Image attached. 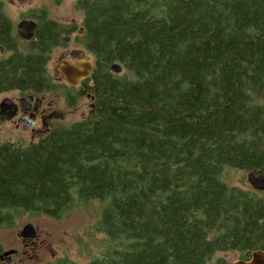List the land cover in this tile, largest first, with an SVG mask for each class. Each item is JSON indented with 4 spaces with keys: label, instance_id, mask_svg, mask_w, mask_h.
Instances as JSON below:
<instances>
[{
    "label": "trees",
    "instance_id": "16d2710c",
    "mask_svg": "<svg viewBox=\"0 0 264 264\" xmlns=\"http://www.w3.org/2000/svg\"><path fill=\"white\" fill-rule=\"evenodd\" d=\"M76 5L90 110L0 139V226L98 201L94 229L113 245L87 264H228L216 254L264 249V194L224 179L227 167L264 172V0ZM3 6L0 93H43L53 49L77 27L41 10L22 40Z\"/></svg>",
    "mask_w": 264,
    "mask_h": 264
},
{
    "label": "rangeland",
    "instance_id": "374dc122",
    "mask_svg": "<svg viewBox=\"0 0 264 264\" xmlns=\"http://www.w3.org/2000/svg\"><path fill=\"white\" fill-rule=\"evenodd\" d=\"M2 2L4 11L14 23V27L19 20L25 18L31 17L29 19L38 21L40 11L44 10L47 18L64 24L74 23L77 31L70 35L66 45L53 49L46 64L51 88L38 93L42 96L41 106L45 109L43 121L32 125L19 124L17 127L10 122H0V139L33 140L55 123H70L87 116L91 97L77 93L75 86L67 87L54 72L57 63L65 57L68 49L77 48L92 59L81 43L75 40V36L80 34L79 23L82 17L76 0H2ZM60 72L61 70L58 73L61 74ZM15 92L0 93V101ZM224 179L231 186H238L244 190L253 188L248 182V171L227 167ZM256 190L264 194V188ZM100 207L101 203L98 201L77 204L66 210L59 218L21 213L14 218L10 226H0V251L9 248L17 250L11 264H51L61 258H67L73 264H87L90 259L99 256L106 247L113 245L112 241L94 229ZM26 222L33 224L37 235L32 239L34 243L23 247L18 232ZM216 256H222L230 262L237 259L238 253L226 251L217 253Z\"/></svg>",
    "mask_w": 264,
    "mask_h": 264
},
{
    "label": "water",
    "instance_id": "95a60500",
    "mask_svg": "<svg viewBox=\"0 0 264 264\" xmlns=\"http://www.w3.org/2000/svg\"><path fill=\"white\" fill-rule=\"evenodd\" d=\"M36 22L32 19H21L16 23L15 30L17 35L22 40L30 39L36 29ZM2 51V49H0ZM79 68L81 71H79ZM91 69V64L88 61H78L74 65H61L60 70L62 77L70 86H76L79 79L85 78L89 75ZM109 70L113 73H118L121 70V67L114 63L110 65ZM10 104L12 100L9 97H4L0 101V121L8 120L12 117L13 111H11ZM248 182L255 189L264 188V172L259 169H251L248 171ZM18 235L22 239H33L37 235L36 228L31 222H26L22 226L21 230L18 232ZM16 252V249L9 248L2 251L0 254V259L7 257ZM228 264H264V249L253 250L249 257L246 259H235L230 261Z\"/></svg>",
    "mask_w": 264,
    "mask_h": 264
},
{
    "label": "flooded vegetation",
    "instance_id": "af4514ba",
    "mask_svg": "<svg viewBox=\"0 0 264 264\" xmlns=\"http://www.w3.org/2000/svg\"><path fill=\"white\" fill-rule=\"evenodd\" d=\"M81 32L82 31L80 30V34ZM82 52L83 51L77 48H72V49L67 50L65 57L59 60V62L56 65L57 67L54 70V72L57 74L56 77H58L59 80L64 81L62 75L59 74L58 72L60 71L59 67L61 65H65V63L67 65H74L75 62H78V61H88L91 64V69L89 72L90 73L92 72L93 61L92 59L87 57V55L83 54ZM79 71H81L80 68H79ZM90 73L87 77L90 76ZM85 78H82V79H85ZM82 79H79L75 88L78 89L80 87V83ZM64 84H66L67 87L70 86L67 83H64ZM84 96L88 98L90 97L88 94ZM9 98L12 100V103H13V104H10L11 105L10 108H11V111H13V115L10 119L2 120L0 122H10V123H13L15 127H17L19 124L32 125L38 121H43L45 109L41 106L42 96H40L39 94H31V93L19 94V92L16 91L15 93H11L9 95ZM21 242H22L23 247H27L30 244L34 243L32 239H21ZM1 253L2 252L0 251V254ZM16 253H17V250L15 253L7 257H4L3 259H0V264H11L13 261L12 257L13 255H16Z\"/></svg>",
    "mask_w": 264,
    "mask_h": 264
}]
</instances>
